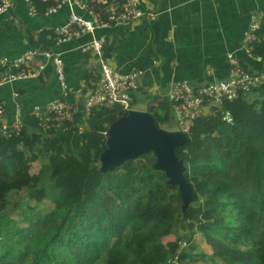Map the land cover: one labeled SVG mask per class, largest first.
Wrapping results in <instances>:
<instances>
[{"label": "trees", "instance_id": "16d2710c", "mask_svg": "<svg viewBox=\"0 0 264 264\" xmlns=\"http://www.w3.org/2000/svg\"><path fill=\"white\" fill-rule=\"evenodd\" d=\"M34 2L38 9L36 16L44 20L55 18L61 21L60 25L66 23L70 15L68 4L46 16L45 12L56 5V0ZM27 13L23 15L29 16ZM36 20L26 21L33 25ZM27 22H23L22 29L10 21L2 23L0 47L9 50L10 57L19 56L23 49L38 46L50 49L56 43L54 30H44L37 36L36 29L26 26ZM106 47L105 43L104 52L109 57L111 50ZM254 49L264 57V39L254 43ZM84 74L88 82L94 77L90 70H84ZM5 87L6 84L0 87V100L10 96ZM15 90L20 100L28 94L19 84ZM251 94L257 98L250 99ZM68 99L74 101V95ZM76 105L79 115L83 114L82 102ZM159 107L153 114L158 127L165 130L178 125L168 100ZM30 109L25 107L21 113L24 133L13 132L6 137L0 133V218L3 219L0 250L11 241L20 239L21 243L20 232L34 231L46 241L41 247H33L37 254L30 255L33 252L30 251L21 264H169L177 257L178 250L181 263L191 264L194 250L186 248L188 241H182L179 236V231L185 228L193 236L200 233L214 240V248L225 257V264H264V84L244 98L226 104V109L233 113L234 123L223 121L218 114L201 116L190 125L185 143L175 146L176 155L185 165L184 176L192 188L190 204L183 209L182 196L170 197L167 189H155L158 182L169 177L164 170L154 168L153 152L143 154L147 163L132 159L113 170H101L99 161L107 148L109 128L128 113L118 105L91 111L88 128L76 137V153L68 154L66 150L69 156H62L59 131L63 129L53 122L52 127L44 129ZM14 116L8 110L3 114L8 123ZM72 121L73 125L65 129L74 128L75 120ZM210 125L215 133H202ZM231 138L238 140L227 156L223 148L230 146ZM27 149L31 151L29 154ZM41 149L51 150L56 155L53 161L37 152ZM6 151L11 154L1 156ZM39 158V172L30 174L32 163ZM35 191L33 203H45L49 210L36 208L30 202H27L30 208L26 209L9 199L10 195L25 192L32 196ZM13 206L24 217L13 220L8 216L4 220ZM149 223L156 229L151 238L143 233ZM171 234L177 236L176 240L164 245L161 238ZM5 236L7 244L2 242ZM202 256L205 258L206 254ZM11 262L0 254V264Z\"/></svg>", "mask_w": 264, "mask_h": 264}, {"label": "crops", "instance_id": "0c3cea01", "mask_svg": "<svg viewBox=\"0 0 264 264\" xmlns=\"http://www.w3.org/2000/svg\"><path fill=\"white\" fill-rule=\"evenodd\" d=\"M68 6L70 13L72 9L84 13L76 5ZM148 7L153 8L155 16L143 18L125 31L119 27L102 29L94 35L87 34L62 44L55 43L50 48L59 52L65 61L74 97L84 94V90H88L99 77L95 57L81 50L82 44L93 37L105 38L106 48L112 54L108 58L117 69L125 72L135 68L144 69L137 100L147 107L150 104L159 107L166 101L170 84L175 80L186 79L202 85L211 80L227 78L229 54H234L241 63L251 66L247 60L254 61L245 50V37L254 22L259 23V30L255 31L257 40L251 43L252 54L261 56L255 51L254 43L264 39V0H148ZM26 12L24 0H14V6L0 15V33L5 21L22 29L23 22L28 20L32 23L37 19L33 25L29 22L25 24L34 27L37 36L44 30H54L60 25L61 21L55 18L44 20L39 15L24 16ZM22 43H26L25 38ZM38 48L45 50L41 46ZM8 54L9 50L0 47V55ZM84 70L94 72L89 82ZM17 84L28 90L21 100V97L14 96ZM5 88L10 91V96L0 100V104L7 106L9 113H22L25 107H31L32 112L36 105L45 107L50 100L59 98L62 90L52 65L36 79L18 80L6 84ZM144 99L149 100L141 101ZM72 129L59 131V138L66 144L69 153H76L74 145L77 135Z\"/></svg>", "mask_w": 264, "mask_h": 264}, {"label": "built area", "instance_id": "2783aa9c", "mask_svg": "<svg viewBox=\"0 0 264 264\" xmlns=\"http://www.w3.org/2000/svg\"><path fill=\"white\" fill-rule=\"evenodd\" d=\"M50 1V0H43ZM46 12V16L56 13L64 4L71 7L76 5L84 13L72 9L67 21L54 29L56 44H62L72 39L81 38L87 34L94 35L98 30L109 28H131L143 18L154 16L153 8L148 7V0H97V2H85L82 0H56ZM27 12L30 16L38 14L34 0H24ZM14 6V0H0V15L8 12ZM259 30V23L251 25L250 32L246 33L245 50L254 62L247 60L251 66L240 62L234 54L228 55L229 74L225 79L208 81L202 85L194 84L186 79H178L171 82L167 100L174 110L175 120L180 129L186 134L190 131V125L201 116L220 115L221 119L228 123H234L233 113L226 109L228 102L242 99L254 88L264 84V58L252 54L251 43L257 40L255 31ZM104 37H93L81 46V50L93 55L98 62L99 77L92 82L84 94L74 97L72 88L68 82L65 61L59 52L54 49L41 50L38 47L29 48L17 57L0 56V87L23 79H36L44 75L49 65H52L61 85L59 98L50 100L45 107L36 105L31 115L40 120L44 128L52 127V120L72 117L80 114L76 104L79 101L84 105V111L88 117L91 111L101 106L117 107L121 111H130L135 104L134 100L141 88V78L144 69L135 68L129 71L117 69L106 57L104 52ZM18 97L19 93L14 92ZM7 107L0 104V133L9 136L11 133H24L25 123L21 113H15L14 119L8 123L3 117ZM81 114V115H83ZM55 117V119H54ZM58 125H62L60 122ZM169 264H182L178 256Z\"/></svg>", "mask_w": 264, "mask_h": 264}, {"label": "rangeland", "instance_id": "374dc122", "mask_svg": "<svg viewBox=\"0 0 264 264\" xmlns=\"http://www.w3.org/2000/svg\"><path fill=\"white\" fill-rule=\"evenodd\" d=\"M155 16V15H154ZM98 63V62H97ZM250 99H254L257 98L256 94H251L249 96ZM150 104V103H149ZM131 110H137V111H146V106L145 104H143V102H137L133 108ZM147 111L151 112L152 114H155L156 111H159V107H156L152 104H150L147 107ZM87 118L88 116L84 113L82 116L77 114L67 118H61V119H56V120H52L53 123H62V125H58L59 128H62L65 130V127L68 125H73V121L75 120L74 123V131H75V135H78V132H82L83 130H86L88 128V123H87ZM163 125V124H161ZM204 128H208L206 131H202V133H215L214 127L210 125ZM67 129V128H66ZM168 132H179V126L178 125H174L172 128L170 129H165ZM246 136V135H244ZM231 144L228 147H224V154L229 156L231 154L232 148L236 145L238 138H231ZM62 145V148L64 149V152L62 153V156L64 155H68L70 153L67 154V148H66V144L60 143ZM28 154L31 152L29 151V149H27ZM37 152L39 154H43L44 158L46 160L51 159V161H53V159L55 158V156L53 155L52 151H43L41 150H37ZM46 152V153H45ZM11 154V152L6 151L4 153V155L1 156H7ZM40 158L39 160H37L36 162L32 163L31 169H30V174H37L39 172L40 166H41V162H40ZM136 161L138 162H144L147 163V158L144 155H140L137 158H135ZM99 165L102 168L103 167V162L100 159L99 161ZM155 168V165H154ZM113 170V169H112ZM160 188H165L169 191L170 197H174L175 195H180L183 196V192L180 188V184L173 182L171 179L165 181V182H158L155 185V189L158 190ZM26 193V192H25ZM25 193H23L22 195H10L9 199L12 198V201L14 202L13 204H16V201L19 202V205L23 206V208L29 209L30 206L27 205V202H30V204H32L34 202V198L37 196V192L35 191L32 196L31 195H26ZM19 198V199H18ZM34 207L39 208L41 210H49L48 205H46L45 203L42 202H35L33 203ZM190 204V203H189ZM187 204V205H189ZM186 202L184 201L181 205V209H183L184 207L187 206ZM2 207V204L0 205ZM23 214L20 213V209L16 206H13V209L6 215H4V220L5 218H8V216H10L11 219L16 220V219H21L24 216H22ZM178 217H180V212L178 213ZM3 220L0 218V221ZM22 226H26V224H22ZM156 229L154 228V226L152 225V223H149L145 226L143 233L145 234V236H148L149 238L153 237L155 235ZM36 232H20L19 233V238H22V241L20 243V239H17L16 242L11 241V243L7 246H5L3 249H1L0 254L5 257L7 260L10 259L12 264H21V261L23 260V258L30 252L33 251L30 255L32 254H37V252L32 249L33 247H41V245H44L46 241H42V239L40 237H37V235H35ZM181 235V239L182 241H188L189 246L186 248H192V250H194V255L192 258V263L191 264H225V257L221 256V252L220 250H217L214 248V240H210L207 239L206 236H203L200 233H197L196 235H192L191 231H188L186 228L182 231H179V236ZM4 238V237H2ZM177 238L176 235L171 234V235H167L161 238V241L164 245H167L168 242L170 241H175ZM7 237L5 236V238L2 240V242H4L5 244H7ZM183 243V242H182ZM184 244V243H183ZM181 246V244H180ZM32 249V250H31ZM153 254H155V251H152ZM205 253L206 257L203 258L202 254ZM177 256L179 258V260L181 261V252L178 250L177 252ZM211 256V257H210ZM210 257V258H209Z\"/></svg>", "mask_w": 264, "mask_h": 264}, {"label": "water", "instance_id": "95a60500", "mask_svg": "<svg viewBox=\"0 0 264 264\" xmlns=\"http://www.w3.org/2000/svg\"><path fill=\"white\" fill-rule=\"evenodd\" d=\"M109 133L106 134L107 148L100 156L103 172L115 169L127 160L153 152L156 156L155 168L164 170L169 180L179 183L183 200L186 205L190 203L191 184L184 176L183 160L175 153V146L187 140L185 132L164 131L156 125L151 112L130 110L110 126Z\"/></svg>", "mask_w": 264, "mask_h": 264}, {"label": "bare ground", "instance_id": "6f19581e", "mask_svg": "<svg viewBox=\"0 0 264 264\" xmlns=\"http://www.w3.org/2000/svg\"><path fill=\"white\" fill-rule=\"evenodd\" d=\"M132 109V108H131ZM133 111H137V110H133ZM140 112H143V111H140ZM164 131H166V130H164ZM168 132V131H167ZM170 133H177V132H170ZM110 134V133H109Z\"/></svg>", "mask_w": 264, "mask_h": 264}]
</instances>
